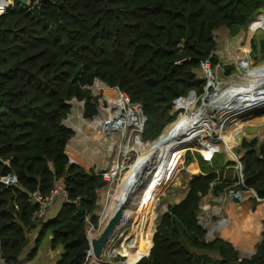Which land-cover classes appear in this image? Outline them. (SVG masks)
Listing matches in <instances>:
<instances>
[{
	"label": "trees",
	"instance_id": "1",
	"mask_svg": "<svg viewBox=\"0 0 264 264\" xmlns=\"http://www.w3.org/2000/svg\"><path fill=\"white\" fill-rule=\"evenodd\" d=\"M262 3L39 0L29 7L17 3L0 15V178L9 173L18 178L12 186L0 182V251L7 264H18L27 249V258L34 259L49 235L53 250L62 247L56 264L88 260L85 217L90 214L97 223V188L104 180L94 169L69 162L66 149L75 131L64 120L83 105L79 101H85L86 118L98 113L95 81L118 87L132 103L142 104L147 118L142 137L159 141L187 116V102L198 101L194 93L186 96L204 92L197 74L203 62L218 65L215 29L246 26ZM223 67L235 69L233 64ZM175 100L184 109L178 118L172 113ZM254 120L264 122V114ZM241 149L245 184L264 201V140L244 138ZM153 157L152 152L148 160ZM218 174L193 176L186 197L169 205L154 237L121 259L126 264H264V230L251 257H242L223 238L207 239L198 219L201 196L218 194L231 182ZM59 184L71 201L57 197L60 207L54 215L50 207L34 217L40 204L33 194L49 195Z\"/></svg>",
	"mask_w": 264,
	"mask_h": 264
},
{
	"label": "rangeland",
	"instance_id": "2",
	"mask_svg": "<svg viewBox=\"0 0 264 264\" xmlns=\"http://www.w3.org/2000/svg\"><path fill=\"white\" fill-rule=\"evenodd\" d=\"M254 18L256 20L260 19L252 25L251 23L253 21H250L248 25L239 28L236 26L222 25L215 29L214 36L216 47L214 53L218 55L219 63L217 66L211 68L210 62H207L206 64H202L198 69L197 74L201 81L205 83V88L204 92L200 95L194 92L196 96L192 93H189L186 96L193 95L199 100L195 105L191 102H187L189 105V112L192 111L190 113L188 112L189 114H187L186 117L196 112V108H200L204 103L205 96L207 94L211 95L215 93L220 85L224 86V84L233 82L248 87L251 85L254 78L259 76L258 73H255V70L264 68V48L262 43V40L264 39V3L260 5ZM233 30L234 32H232ZM254 42L257 44L256 49L253 46ZM231 64L235 65V69H231L230 72H227V68L224 69L223 66H230ZM94 88L95 87L92 86L94 94L99 96L102 101V105L99 104L98 106V113L92 119L86 118L83 112L84 102L79 101L82 102L83 105L77 104L75 108H73L74 105L72 103L73 109L64 120V124L75 131V135L70 140L66 151L68 155L75 157L79 163H81L80 166L84 167L86 170L94 169L92 164L104 167L108 161L114 163V161L118 160V157L121 156L122 159L124 158L122 155H126L125 162L127 166L121 171L120 175H117L115 180L116 184L114 183L115 185L113 184L112 186L113 190H121L124 188L123 192L118 196V199H121L126 194L127 189L132 185V181L140 179L144 175L145 170L154 163L162 139L156 142L154 141L155 139H151L149 145L147 147L145 146V149L142 151L143 156H141L140 162L135 166L134 162L136 161L139 150H141L140 146L136 143L138 140V134H134L136 138L134 136L124 137L123 134H121L122 130L116 128L106 135V140L103 141L98 138L97 134L99 135V130L96 129L95 126H104L106 121L96 117L100 115L101 109L108 108V100L103 91L95 90ZM240 105L242 104H239V106ZM261 105H264V100L251 103L246 109H244L243 104L239 108L241 130L236 134L234 132L236 126L234 125L225 131L231 135L230 137L235 136L237 141L235 147L237 146L236 148H238L236 154L239 158H241L244 153L241 149V143L244 138L252 139L258 137L259 142L264 140V122L258 123L254 120L256 116L259 117L261 114H264V109L254 108ZM226 106L227 104H223L221 105L222 108L215 109L212 105L206 109L208 113L207 118L210 120L209 125L220 123V117L222 114L225 116L227 111H232L225 110ZM172 109V113H176V116H179L180 113L184 112L182 109H177L174 103ZM198 110L204 109L200 108ZM222 110H224L223 113L221 112ZM229 117L230 115H228L227 119ZM94 119L95 121H93ZM86 121L93 122L90 126ZM116 123H118V119L116 120ZM111 124L114 125L113 123ZM204 131L205 132L196 136L190 144L185 145L182 150L176 153V155L172 156L167 165L163 166L160 171L153 175L152 182L145 185L139 192H137L135 198L133 197V200L126 205V210L132 213V217L127 218L124 222L120 221V224L117 226L105 248L106 251L104 252V255L108 256H105L106 262L100 261L99 264H110L111 261H113V264H122L121 262H124V260L121 259V256L124 255L122 250L125 246V241H132L134 237L138 238L140 235L145 236V233H149L150 236L155 229L157 230V226L164 213L167 212L169 205L177 204L186 197L189 191V181L193 176L200 175L202 174L201 172L212 171L219 173L218 175L223 173V179L231 181L226 186H229L232 182L234 183L239 179L236 163H230L233 162V159L228 156L225 149L223 150V145V151L216 152L212 158L207 157L208 154L204 147L205 141L207 140V138H205V133L207 131L211 133V131L209 128H206ZM213 135H216V132H213ZM139 138L144 139L142 135H139ZM152 152L154 153V157L148 160ZM146 162L147 165L144 168H140V166ZM127 170H130V174L127 175L119 185H117L119 179ZM101 185L104 186L105 191H109V184L102 183ZM250 200L253 199L250 198ZM108 202L110 208L107 211L108 216L105 218L106 220L103 227L118 206L116 200H112L110 197ZM228 202L230 201H226V203ZM223 203L226 204L225 201H223V190L218 194L211 191L206 195L201 196L198 219L203 226H205L207 222L210 224L212 217H207V212L203 211L202 208L206 205L214 207L215 204L222 205ZM220 208L222 210V206ZM218 219H220V217ZM213 220L216 221V218H213ZM94 234H97V232H94ZM31 236L34 238V233H32ZM48 239L49 237L44 239L40 246L41 248H39L41 250L38 251L34 259L29 260L27 258L26 254L29 251V249H27L26 254L21 257L18 264H56L62 249H60V246L53 250ZM114 252V258H110ZM94 261L95 258L91 259L88 264H94Z\"/></svg>",
	"mask_w": 264,
	"mask_h": 264
},
{
	"label": "bare ground",
	"instance_id": "3",
	"mask_svg": "<svg viewBox=\"0 0 264 264\" xmlns=\"http://www.w3.org/2000/svg\"><path fill=\"white\" fill-rule=\"evenodd\" d=\"M258 20L255 19L251 23V25ZM245 37H246V35H245ZM255 73H258L259 76L254 78L253 82L248 87H244L243 85H239V84L233 83V82L228 83V84H224V86L220 85L219 88H217L215 93H213L211 95L207 94L205 96L204 103L200 107V108H203L204 110H198L200 108H196L197 109L196 112H194L190 116L184 118L182 121H179L177 124H175V126L174 125H173V127L171 126L172 128L169 127L170 130H168L169 128L167 129V131L164 134L162 141L159 145V151L157 153V157L154 159V163L149 168H147L145 170L144 175L140 179L132 181L133 183L127 189L124 197H122L121 199H118V196L123 192L124 188L121 190H113L111 187L110 192H109V197L112 200H116V202L118 204V206L114 210V213L117 212V210L121 206H123V215H122L121 222L122 221L124 222L127 218L132 217V213H130V211L128 212L126 210V205L131 200H133V197L135 198V196H136L135 194H137V192H139L145 185L152 182L153 175L156 172L160 171L163 166H166L167 163L169 162L170 158H172V156L176 155L177 152L182 150L185 145L190 144V142L196 136H198L200 133L205 132L204 130L206 128H209V130L211 131V133L208 131L205 133V138H207V140L205 141V145L203 144L204 147L206 148L207 154H209L212 150L213 151L222 150V145H223L224 146L223 150L225 149V151H227V154L229 157H232V158L236 157V153L238 151L237 150L238 148H236L235 145H237V142L235 141V139L233 137H230L231 136L230 134L224 133V130H227L229 127H232L235 125L236 128H235L234 132L238 133L239 130L242 128L241 124H240L241 121H239L241 118L239 108L244 104V109H246L247 106H249L251 103L257 102L259 100H264V68H262L260 70H255ZM94 87H95L94 88L95 90H104V91H106V93H109V91H110L112 95H114L115 97H118L120 99L121 93L119 92V90H117L116 88L108 89L109 87L101 81H97L95 83ZM112 98H114V97L112 96ZM178 101H176L174 103L175 107L177 109H182V108H178L176 106V103ZM198 101H189V102H191L193 105H195L198 103ZM223 104H227V106L225 107V110H232V111H230V112L225 111L227 114L225 116H224V114H222V116L220 117V123L209 125L210 120L207 118L208 113H207L206 109H208L212 105H213V108H215V109L216 108H222L221 105H223ZM239 104H242V105L239 106ZM122 108H123V105L121 107H119L118 109H116V112L111 110V114H110V108L101 109L100 115L97 116V118H100V119L106 121L104 126L107 127V129L108 128L110 129L111 127L114 128V125H112L111 123H113L115 118L121 119L122 122H120V123L123 124V122H124L126 125H128V124H130V122H129V116L130 115L124 114ZM120 109H121V111H120ZM182 110H184V109H182ZM223 111L224 110H222L221 112L223 113ZM228 115H230V117L227 119ZM86 122L88 125H91V123L93 121H86ZM211 127H212V130H211ZM213 131L216 132V137L211 138L210 136L212 135ZM98 133H99V135L97 134V136L99 139H101L103 141L106 140V134H104V132L100 131ZM218 141H221L222 143L219 142V143L213 144V142H218ZM149 142L150 141H148V140L138 138L136 143L140 146L141 150H139L136 161L134 162L135 166L138 164V162H140L141 156H143L142 151H143V149H145V146L147 147L149 145ZM126 152L128 153L127 150H126ZM129 174H130V170H127L124 173V175L121 176L117 185H119L126 178V176ZM216 213L218 215H221L220 209H217ZM107 216H108V213L106 214V217ZM237 216H239V215H237ZM105 220H104V222H105ZM155 232H156V230H155ZM145 234H146L145 236L140 235L138 238L134 237V239L131 241L130 246H127V247H131V248L130 249L127 247L123 248L122 252L124 253V255L129 254L133 250H141L146 245V243L149 240V237L151 236V235L149 236V233H145ZM125 246H126V244H125ZM114 256H115V252H114V254H112L110 256V258H114ZM110 264H113V261H111ZM124 264H126V263H124Z\"/></svg>",
	"mask_w": 264,
	"mask_h": 264
},
{
	"label": "built area",
	"instance_id": "4",
	"mask_svg": "<svg viewBox=\"0 0 264 264\" xmlns=\"http://www.w3.org/2000/svg\"><path fill=\"white\" fill-rule=\"evenodd\" d=\"M17 3L18 2L15 1V0H1L0 1V15H2L7 10L13 8ZM32 3H34V5H36V4L39 3V0H29L26 4H22V3H20V4H22L24 7H29ZM207 62L209 63V61H204L203 64L204 63L206 64ZM97 81H100V80H96L95 83ZM95 83H94V85H95ZM105 85H107V84H105ZM108 87H109L108 89L116 88L121 93L120 99H119L118 97H115L114 95H112L110 91H109V93H106V91L101 90V91H103L104 95L106 96V98L108 100V108H110V114H111V110L116 112V109H118L119 107H121L123 105L122 109H123L124 114H129L130 115L129 116L130 124L126 125L124 122L122 124V123H120V122H122L121 119L115 118V120L113 121L114 128L111 127L110 129L109 128L107 129V127L100 126V125H96L95 128L98 129L99 132L100 131L104 132V134H106V135L111 130H114L116 128H120L122 130V131L120 130L121 134H123L124 137H129V136L133 137L134 134L135 135L138 134V138H139V135H142V133L144 131L145 123L147 121V118H146V116H145V114L143 112V105L142 104L132 103L130 97L126 93L121 91L118 87H110V86H108ZM191 92L194 93L195 91H191ZM112 96L114 98H112ZM178 99H176V100H178ZM73 100L70 101L71 104H72ZM100 105H102L101 99H100ZM120 111H121V109H120ZM117 119H118V123H116ZM93 121H95V119ZM225 131H227V130H224V133H227ZM213 132H215V131H213ZM213 132H212L211 137H216V135H213ZM233 138L235 139V136ZM235 141H236V139H235ZM219 142L222 143L221 141H218V142H213V144H216V143H219ZM219 151H221V150H219ZM219 151H213L212 150L208 154L207 157L212 158V156H214V154L216 152H219ZM122 156H124V158L121 159V156H120V157H118V160L114 161V163H111V162L108 161L106 163V166H104V167H99L97 165L92 164V167L94 168L95 173L103 178V180H104L103 183L109 184V186H108L109 191L108 192L105 191L104 186H102V185H100L97 188L98 199H97V208L95 210V213L98 216L97 223L96 224L93 223L90 214L86 215V217H85L86 226H87V234H88L89 240H91L93 237H98L100 232L104 228L103 227V223H104L107 211L110 208V204L108 202L109 201L110 189L113 186V184L115 183L117 175H120L121 171H123L124 168L127 166L126 162H125V160H126L125 156L126 155L123 154ZM230 158H232V157H230ZM232 159H233V162L236 163V169L238 170L239 179L236 182H234L233 184H230L229 186H226L223 189V201H225V203H226V201L242 202V201L246 200L249 197L252 198L255 201H258V202L263 201L261 198H259L257 192L253 188H249V187L246 186L245 179H244V173H243V165H242V162L240 160L241 158H239V156L236 154V157L232 158ZM69 162L70 163H74V164H78V165L81 164V163H79V161L75 157H73L71 155H69ZM201 173L203 175L207 174V172H201ZM0 182L2 184H4L5 186H12V185H15V184L18 183V178H17V176L14 173H9V174H6V175L2 176L0 178ZM57 197H62L63 200L67 201V202L71 201V199L69 197V194H68V192L65 189L63 184H59L56 188L53 189V191L49 195H46V196H42L40 193L35 192L33 194V199L32 200L35 203H39L40 204V209L35 212L34 217L43 216L46 213V211L49 208V206L55 201V199H57ZM80 198L81 197H78V200ZM220 207L209 206L208 209L206 210L207 217L208 216L212 217L210 224H209V222H207L205 224V226H203L201 224V222L199 221V223L207 231L206 236H207L208 240H213V239L217 238L218 236H217L216 232L219 231L222 227L227 226L228 223H229L228 217L223 215L222 210H221ZM217 209H220V212H221L220 219H219V221L216 220L218 226L217 227H212V224L214 222L213 218L217 217V215H218L216 213ZM94 232H97V234H94ZM125 244H126V246H124V247L130 246L131 241H129V242L125 241ZM127 248L130 249L131 247H127ZM105 251L106 250H104V252ZM104 252H103L101 258H97L93 254L92 248H90V250L88 251V260H87L86 264H88L89 261L91 259H94V258H95L94 264H99L100 261L101 262H106L105 261V256L106 255H104ZM106 257H108V256H106ZM0 264H7L5 262V260L1 256V251H0Z\"/></svg>",
	"mask_w": 264,
	"mask_h": 264
},
{
	"label": "crops",
	"instance_id": "5",
	"mask_svg": "<svg viewBox=\"0 0 264 264\" xmlns=\"http://www.w3.org/2000/svg\"><path fill=\"white\" fill-rule=\"evenodd\" d=\"M57 200L55 199L49 206V208L51 207L50 215H54L60 207V200ZM209 206L206 205L202 210L206 211ZM215 206H222L223 215L229 219L228 225L216 232L217 236L231 242L242 257H251L256 252L257 245L262 240L264 230V201L257 204L253 200H250L249 197L242 202L230 201L222 205L215 204ZM219 217L220 215L215 217L217 221H219ZM217 221L213 222L212 227L218 226ZM48 237V242L50 243L51 235Z\"/></svg>",
	"mask_w": 264,
	"mask_h": 264
},
{
	"label": "water",
	"instance_id": "6",
	"mask_svg": "<svg viewBox=\"0 0 264 264\" xmlns=\"http://www.w3.org/2000/svg\"><path fill=\"white\" fill-rule=\"evenodd\" d=\"M18 3H22V4H26L29 0H15ZM255 18H253L251 20L254 21ZM250 23V22H249ZM248 23V24H249ZM247 24V25H248ZM162 48H165V46H162ZM181 48V47H180ZM179 48V49H180ZM192 92H190L191 94ZM176 101V100H175ZM174 101V102H175ZM85 103V101H83ZM35 203V202H34ZM255 203V201H254ZM122 215H123V206H121L117 212H115L110 219L108 220V222L106 223V225L104 226V228L102 229V231L100 232L98 237H93L90 240V244H91V248L93 251V254L97 257V258H101L108 242L109 239L112 237V235L114 234L117 225L120 223L121 219H122ZM154 237V236H153ZM153 241V238H152ZM153 245H154V241H153ZM152 245V247H153ZM151 247V248H152Z\"/></svg>",
	"mask_w": 264,
	"mask_h": 264
}]
</instances>
